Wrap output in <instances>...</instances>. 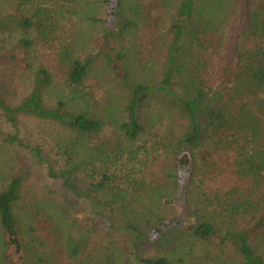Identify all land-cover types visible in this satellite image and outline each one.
Here are the masks:
<instances>
[{"label": "trees", "instance_id": "16d2710c", "mask_svg": "<svg viewBox=\"0 0 264 264\" xmlns=\"http://www.w3.org/2000/svg\"><path fill=\"white\" fill-rule=\"evenodd\" d=\"M5 1L17 9L0 15V51L26 54L34 40L15 31L45 33L56 25L45 4L69 12L79 0ZM100 2L107 18L87 13L102 25L97 53L60 51L70 97L49 103L46 67L1 57L32 81L18 100L0 87V149L19 151L0 170V264H174L199 245L216 264H264V0H159L158 17L133 0ZM163 16L152 66L118 50ZM99 58L123 88L119 109L95 107L85 88ZM25 121L58 130L24 141ZM37 174L58 189L29 193Z\"/></svg>", "mask_w": 264, "mask_h": 264}, {"label": "rangeland", "instance_id": "374dc122", "mask_svg": "<svg viewBox=\"0 0 264 264\" xmlns=\"http://www.w3.org/2000/svg\"><path fill=\"white\" fill-rule=\"evenodd\" d=\"M0 2V15H5L7 12H14L17 9L14 1L8 3V1L1 0ZM133 2L136 5H143V12H146V14L150 12L153 17L160 15L161 8L159 9V6H157L159 0H133ZM60 4L54 3V1L53 3L45 4L49 9L50 16L54 18L55 28L48 29L45 33H38L35 29H31L27 33L23 32L20 28L15 31L13 37L15 40L24 36L34 40V46L29 53L27 52L25 54L22 47L16 46V43L15 49L10 51L3 49L4 51H0V87L3 88V91H5V94L10 99L18 100L27 94L31 89L30 83L32 77L27 70L12 65L14 64L13 62L6 64L3 61L4 59L1 58L2 56L7 55V61H9L12 52L20 57L28 55L26 58L33 68L40 65L46 67L53 75L55 82L54 86L46 94L47 101L53 104L59 95L71 96L69 88L63 85L62 72L58 64L60 51L63 48H69L73 53L85 56L90 53H97L100 48L102 41L98 31L99 28H102V25L94 24L91 21L92 14L90 13L87 16V13L92 11L94 17L105 19L108 15L107 5L104 3L102 5L100 0H79L66 3L69 12H66V9L63 12H58L60 10L58 5ZM42 5L44 4L42 3ZM161 19L159 22L160 28L155 26L152 20L146 25H141L135 33L125 35L122 41L125 47L122 49L118 45V50L122 53L127 52L131 57L145 59L149 63V66H152V61L149 58L157 54L155 51L153 52V42L156 37V32L162 28L164 29L169 20L166 16L161 17ZM47 21H49V18ZM94 66H96L95 70L87 80L85 88L89 92V95H92L93 99L96 100L94 102L95 107L100 110H104L106 107L119 109L125 98V94L122 86L118 84V79H114L115 75L110 70L104 69L102 58H99V61ZM148 70L150 71V69ZM20 129V137L24 141L32 139L34 143H45L49 141L58 130L56 126L47 123H38L37 121H25L20 124ZM4 130L7 132L14 131L7 124H5ZM109 133L110 129L107 128L104 135ZM17 154H19V151L13 149L12 146L2 147L0 149V170H3L5 167L10 168L11 165L15 164ZM26 187L29 193H31L32 189L41 188L46 191H55L59 185L49 182L44 176L37 174L35 177L28 179ZM107 242L108 239L106 237H97L94 240L93 247L103 249L107 245ZM204 252L205 247L200 245L193 248L191 255H184L180 251L172 255L173 262L174 264H216L215 261L209 260L207 257L205 258Z\"/></svg>", "mask_w": 264, "mask_h": 264}]
</instances>
